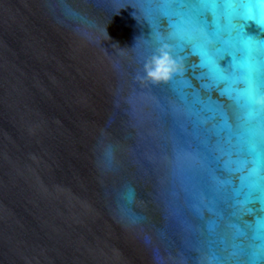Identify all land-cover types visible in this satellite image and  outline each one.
Listing matches in <instances>:
<instances>
[{
	"label": "water",
	"instance_id": "1",
	"mask_svg": "<svg viewBox=\"0 0 264 264\" xmlns=\"http://www.w3.org/2000/svg\"><path fill=\"white\" fill-rule=\"evenodd\" d=\"M227 2L0 0V264H264V50Z\"/></svg>",
	"mask_w": 264,
	"mask_h": 264
},
{
	"label": "snow or ice",
	"instance_id": "2",
	"mask_svg": "<svg viewBox=\"0 0 264 264\" xmlns=\"http://www.w3.org/2000/svg\"><path fill=\"white\" fill-rule=\"evenodd\" d=\"M205 3H209V0H205ZM211 7L215 8L217 5L215 3L210 4ZM224 7L233 9L239 7L243 8L245 11L243 13H235L238 17L237 23L232 27L236 32L235 39L238 40L247 50L251 51L252 46H259L261 50H264V38H254L245 32V28L249 22L256 24L259 31L264 33V0H249L247 3L233 4L232 2H227ZM256 9L257 13L254 14L253 10ZM173 60L176 57L173 55ZM249 66V71L247 72L246 79L244 81L245 87L243 89L237 90V102L243 99L244 106L247 109V118L250 121L256 115L261 113V108L258 107L256 101L258 98L264 97V77L259 76L251 67L252 61L246 62ZM201 65L207 67L211 73L222 74L223 65L214 62L213 58L204 54L202 56ZM221 79L227 80V77L221 75ZM248 152L253 156H257V145L254 141L250 140L248 144ZM254 173L250 172V178ZM253 183H255L253 181Z\"/></svg>",
	"mask_w": 264,
	"mask_h": 264
},
{
	"label": "clouds",
	"instance_id": "3",
	"mask_svg": "<svg viewBox=\"0 0 264 264\" xmlns=\"http://www.w3.org/2000/svg\"><path fill=\"white\" fill-rule=\"evenodd\" d=\"M171 63L170 54L163 50L158 49L156 55H154L150 62H145V72L141 79L149 80L152 83H158L166 81L169 75L176 71L175 68H171L169 72L161 74L164 65ZM258 107H264V97L258 98L256 101Z\"/></svg>",
	"mask_w": 264,
	"mask_h": 264
}]
</instances>
